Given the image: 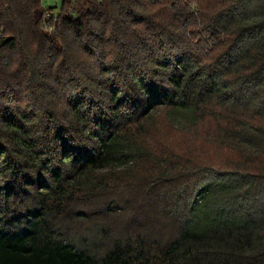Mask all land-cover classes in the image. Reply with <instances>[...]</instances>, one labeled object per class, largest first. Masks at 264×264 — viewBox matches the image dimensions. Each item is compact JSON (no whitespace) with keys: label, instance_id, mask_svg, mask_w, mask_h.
I'll return each mask as SVG.
<instances>
[{"label":"trees","instance_id":"obj_1","mask_svg":"<svg viewBox=\"0 0 264 264\" xmlns=\"http://www.w3.org/2000/svg\"><path fill=\"white\" fill-rule=\"evenodd\" d=\"M44 3L0 0V264H264V0Z\"/></svg>","mask_w":264,"mask_h":264},{"label":"rangeland","instance_id":"obj_2","mask_svg":"<svg viewBox=\"0 0 264 264\" xmlns=\"http://www.w3.org/2000/svg\"><path fill=\"white\" fill-rule=\"evenodd\" d=\"M45 6L46 7H50V6H54L57 5L58 9H55L56 12L59 11V7L61 5V0H45ZM209 46H212V44L208 43ZM201 126V127H200ZM199 128L194 129L193 127H183L184 129H186L189 132H195L196 135H200L202 133V124L199 125ZM158 132L162 135H164L167 139V144L166 147L168 149H170V146L172 145L171 140L168 139L169 137V129L167 127H165L164 125H159L158 126ZM192 133V134H193ZM182 134L178 135V137H180ZM155 135H153L154 137ZM160 136V135H157ZM179 142H175L173 145H178ZM153 145V144H150ZM172 147V146H171ZM175 147V146H174ZM175 150H178L175 147ZM186 150V147H183V151ZM189 158H194V157H189ZM230 158V153H225V155L223 157H220V159H222L221 161L225 162L226 159ZM227 159V160H228ZM200 163V160H196ZM146 163L144 162H140L138 164H136L133 168H131L130 170H128V172L126 171H116L113 174L111 173H106V178L108 181V189L105 190L106 192L104 193V197H108V201H100L97 202L95 205V209H98L97 213L99 217H104V219L109 223H112V219H114V216H123L125 214H129L130 210H124L121 208L120 205H124V202L127 203V200H129V203H133L136 202V194H132L129 189V187L131 186L132 183L136 182L137 179H135V175L136 174H140L141 178L143 180V185L144 187H149L150 185V180L158 177V175L154 176V175H149V171H146ZM178 176V175H177ZM139 179V178H138ZM126 197H125V196ZM124 196V197H122ZM119 199L122 200L123 202H120L119 205L117 204L115 207V211L111 212L110 214L106 213L107 207L109 205V200L110 199ZM105 212V215L103 214ZM113 215V216H112ZM91 222V220H90ZM86 223V222H85ZM87 225H89V223H86Z\"/></svg>","mask_w":264,"mask_h":264},{"label":"built area","instance_id":"obj_3","mask_svg":"<svg viewBox=\"0 0 264 264\" xmlns=\"http://www.w3.org/2000/svg\"><path fill=\"white\" fill-rule=\"evenodd\" d=\"M50 18V15H47Z\"/></svg>","mask_w":264,"mask_h":264}]
</instances>
